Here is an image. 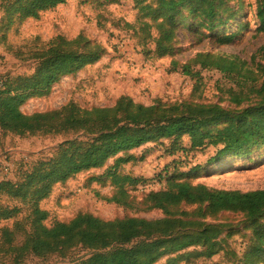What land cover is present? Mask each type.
I'll return each instance as SVG.
<instances>
[{
	"label": "trees",
	"instance_id": "1",
	"mask_svg": "<svg viewBox=\"0 0 264 264\" xmlns=\"http://www.w3.org/2000/svg\"><path fill=\"white\" fill-rule=\"evenodd\" d=\"M71 1L0 0V29L9 30L29 20L40 22L46 13L67 8ZM133 1L137 28L127 27L135 36L140 61L148 66L153 64L152 58H173L171 71L195 80L196 93L203 90L202 71L219 72L232 84L225 91L229 108L219 103L191 102V98L172 104L158 99L146 106L121 95L113 107H82L71 101L58 109L26 114L22 107L27 102L51 97L64 78L76 80L110 55L104 44L90 40L83 31L73 39L58 31L34 52L37 66L32 76L13 79L9 72L0 77L3 141L9 136L26 139L41 134L63 138L51 158L36 163L32 160L16 175L0 177V222H12L0 230V264L5 259L10 264H25L30 257L66 255L79 247L91 252L80 264H160L165 258V264L209 260L225 252L220 237L226 226L206 225L200 219L225 213H241L256 223L243 264L264 261V190L223 191L176 179L180 170L194 167V155L204 148L219 149L213 162L227 156L248 157L254 148H264V65L256 63L257 55L251 63L213 53H199L185 64L175 60L182 52L179 31L187 21L192 22L195 34L203 31L215 35L235 21L237 11L230 6L231 0ZM99 2V15L111 7L109 3L122 6V0ZM257 3L258 31L264 34V0ZM257 54L264 58V46ZM151 158L161 161L163 168L147 181L119 173H124L125 166L143 165ZM81 175L88 176L86 188L90 193H98L96 198L117 208L133 206L137 197L132 187L158 184L159 189L142 198L149 211L162 217L106 220L93 213H80L70 221L48 226L51 214L42 204L58 186L67 188ZM106 181L112 187L110 195L91 189L96 183L104 189Z\"/></svg>",
	"mask_w": 264,
	"mask_h": 264
},
{
	"label": "rangeland",
	"instance_id": "2",
	"mask_svg": "<svg viewBox=\"0 0 264 264\" xmlns=\"http://www.w3.org/2000/svg\"><path fill=\"white\" fill-rule=\"evenodd\" d=\"M100 3L99 0H72L67 8L46 13L40 22L29 20L9 30L0 29V77L9 72L13 79L32 76L37 66V61L33 59L34 52L44 45L42 42L56 36L58 31L69 39L77 37L83 31L90 40H99L104 44L110 53L96 67L87 68V72L79 75L76 80H63L55 87L51 97L27 102L22 107L23 112L32 115L61 108L71 101L82 107H113L121 95H129L146 106L153 105L158 99L172 104L191 98V102L219 103L222 107L229 108L225 91L232 84L219 72L202 71L203 90L196 93L195 80L171 71L173 58H152L153 64L148 66L138 60L140 50L136 47L133 32L127 27L133 25L137 28V10L134 9L133 0H122V6L109 3L111 7L99 15ZM230 6L237 11L235 21L215 35L203 31L195 34V30L190 27L192 22L187 21L186 26L179 31L182 52L175 60L185 64L199 53H213L236 56L251 63L252 58L257 55L256 63L264 65V58L257 54L264 46V34L258 31L260 24L257 18V0H231ZM233 37V42L220 43L223 39ZM127 51L130 53V61L126 57ZM8 138L7 141L0 138V171H9V174L0 173V177L8 175L6 178L16 175L32 160L36 163L51 158L63 142L62 137L45 134L26 139L14 136ZM218 151L219 149L212 147L197 151L193 157L194 167L180 170L176 179L223 191L247 193L264 190V148H254L248 157L227 156L213 162ZM162 168L161 161L151 158L143 165L125 166L124 173L118 172L121 175H137L146 179L142 181H147ZM87 180V175H81L76 181L69 183L67 188L58 186L51 198L42 204V208L51 214L48 226H53L58 221H70L80 213H93L106 220H157L162 217L157 212L149 211L142 198L147 192L159 189L160 186L156 183H140L132 187L137 197L133 206L117 208L96 198L98 193H90L86 188ZM109 184L106 181L104 189L97 183L90 186L101 195L108 196L112 191ZM3 203L14 205L9 200H4ZM200 222L226 226L220 237L224 241L225 252L213 259L186 261L182 264H243L242 258L253 240L256 223L249 221L241 213H225L216 218L206 217L200 219ZM11 224V221L0 222V230ZM194 250L195 248L190 252ZM90 255V251L79 247L66 255L45 256L43 259L30 257L25 264H80ZM166 262L167 258L160 264ZM2 263L10 264L8 259Z\"/></svg>",
	"mask_w": 264,
	"mask_h": 264
},
{
	"label": "built area",
	"instance_id": "3",
	"mask_svg": "<svg viewBox=\"0 0 264 264\" xmlns=\"http://www.w3.org/2000/svg\"><path fill=\"white\" fill-rule=\"evenodd\" d=\"M127 59L130 61V53L127 51V55H126ZM140 61V55H139V59ZM141 62V61H140ZM3 87V79L0 78V89Z\"/></svg>",
	"mask_w": 264,
	"mask_h": 264
},
{
	"label": "crops",
	"instance_id": "4",
	"mask_svg": "<svg viewBox=\"0 0 264 264\" xmlns=\"http://www.w3.org/2000/svg\"><path fill=\"white\" fill-rule=\"evenodd\" d=\"M59 9H60V8H59ZM121 10H122V9H121ZM122 12H123V10H122ZM105 59H106V58H105ZM96 66H97V65H96ZM96 66H95V67H96ZM90 68H93V67H89L88 69H90ZM85 72H87V71H84V72L80 73L79 75H82V74L85 73ZM83 75H84V74H83ZM65 79L72 80L71 78H64L63 80H65ZM63 80H62V81H63Z\"/></svg>",
	"mask_w": 264,
	"mask_h": 264
}]
</instances>
